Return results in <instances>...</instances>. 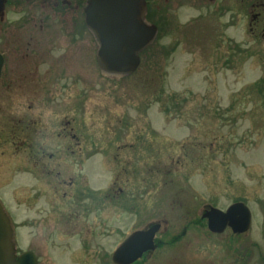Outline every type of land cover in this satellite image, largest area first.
I'll list each match as a JSON object with an SVG mask.
<instances>
[{
	"label": "rangeland",
	"instance_id": "374dc122",
	"mask_svg": "<svg viewBox=\"0 0 264 264\" xmlns=\"http://www.w3.org/2000/svg\"><path fill=\"white\" fill-rule=\"evenodd\" d=\"M190 3L173 7L177 25L161 30L128 78L101 73L93 38L77 47L57 40V131L74 119L85 149L109 153V185L122 163L129 160L136 167L128 186L138 195L140 217L110 203L103 251L109 253L108 264H114L112 255L127 235L151 222L162 223L160 243L140 264H246L235 256L248 252L249 264H264V41L238 51L231 66L228 42H244L245 32H234L228 14ZM209 15L207 24L222 25L221 37L198 27L200 41L193 43L179 32L190 19ZM81 91L85 97L75 101ZM13 141L0 147V199L19 230L18 253L34 252L38 264H104L101 256L84 263L77 239L57 233V193L21 139ZM135 141L142 142L136 152L122 150L113 158L118 145ZM49 143L56 152L72 146L70 138L56 135ZM74 161L66 160L70 171ZM97 167L90 171L100 182ZM239 201L252 211L250 230L210 231L202 220L205 207L225 210Z\"/></svg>",
	"mask_w": 264,
	"mask_h": 264
},
{
	"label": "flooded vegetation",
	"instance_id": "af4514ba",
	"mask_svg": "<svg viewBox=\"0 0 264 264\" xmlns=\"http://www.w3.org/2000/svg\"><path fill=\"white\" fill-rule=\"evenodd\" d=\"M186 1L191 2L190 4H205L215 13L228 14V23L234 32H245L247 39L244 42H228L231 46L228 51L231 66L236 64L238 51L244 49L247 52V45H252L254 40L264 41V0H146V19L158 29V36L151 47L157 42L164 27L172 29L177 25L171 11L173 7L177 8ZM85 2L86 0H0V147L10 143L13 145L14 138L21 139L29 156L37 159L35 166H41L42 174L46 175V183L57 193V233L77 239L84 263L91 258L100 261L101 256L102 262L108 264L109 253L103 251L107 250L104 239L109 232L110 203L120 205L123 210H132L135 216L140 217V204L136 199L138 195L128 186L132 180L128 174L133 176L136 167L129 160L122 163L117 179L109 185V153L85 149L84 136L74 132V119L63 121V126L58 131L55 127L57 40L61 39L68 47H77L89 42L88 37L93 38L85 23ZM163 6H167V11L161 10ZM210 17L212 15L207 18H192L179 32H186L188 41L193 43H198L199 40L196 32L198 27V32L207 28L209 32L221 37L222 25L207 24L206 20ZM144 53L145 51L140 54L141 59ZM153 55L155 56L154 53ZM80 95L82 98L75 101L82 100L86 94L81 91ZM17 110L25 112L20 116L13 114ZM136 122L132 125L135 126ZM125 126L128 127V124ZM55 135L60 139L70 138L72 146H68L66 151L52 150L49 140ZM141 143L135 141L118 145L119 151L113 153V158L117 160L122 150L136 152ZM69 158L75 159L73 164L79 167L71 166V171L74 169L72 173L66 162ZM94 165H98L96 169L102 170L100 182L104 184L106 181L105 187L92 186L100 183L96 182L97 177L94 178L98 173L90 171ZM139 183L138 181L136 185L137 190L140 188ZM52 205L55 207V204ZM13 224L17 236L19 230L14 219ZM136 230L139 229L133 232ZM249 253L245 257H235L249 264ZM261 256L264 263V256ZM147 257L148 253H145L140 261L145 262ZM134 264H138V261Z\"/></svg>",
	"mask_w": 264,
	"mask_h": 264
},
{
	"label": "water",
	"instance_id": "95a60500",
	"mask_svg": "<svg viewBox=\"0 0 264 264\" xmlns=\"http://www.w3.org/2000/svg\"><path fill=\"white\" fill-rule=\"evenodd\" d=\"M85 23L97 43V62L101 73L110 78L129 76L139 67L140 53L156 39L158 29L146 19V0H86ZM251 210L244 202H235L225 211L205 207L202 218L208 228L222 233L230 227L234 233L251 227ZM161 222L133 232L116 249L114 264H131L147 251H154ZM0 264H38L32 251L17 254L13 221L0 200Z\"/></svg>",
	"mask_w": 264,
	"mask_h": 264
}]
</instances>
